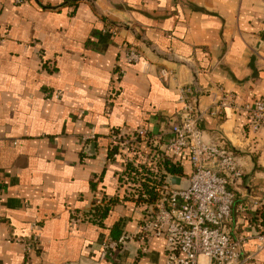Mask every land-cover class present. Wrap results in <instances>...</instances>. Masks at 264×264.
<instances>
[{"label": "crops", "instance_id": "1", "mask_svg": "<svg viewBox=\"0 0 264 264\" xmlns=\"http://www.w3.org/2000/svg\"><path fill=\"white\" fill-rule=\"evenodd\" d=\"M0 37V264H165L164 237L132 238L144 217L123 199L110 135L169 131L185 86L204 111L219 88L239 105L264 99V0H0ZM131 49L142 58L128 64ZM200 127L233 147V236L244 264H264L248 227L264 208V128L231 108ZM116 197L101 225L90 220ZM108 242L119 246L103 260Z\"/></svg>", "mask_w": 264, "mask_h": 264}, {"label": "built area", "instance_id": "2", "mask_svg": "<svg viewBox=\"0 0 264 264\" xmlns=\"http://www.w3.org/2000/svg\"><path fill=\"white\" fill-rule=\"evenodd\" d=\"M25 2L15 0L16 4ZM141 58L137 50L126 53L128 64ZM218 90L221 99L204 111L192 87L180 88L181 116L167 132L157 134L141 128L131 133L114 131L110 135L112 157L121 158L125 167L134 168L130 175L135 181L127 182V187L139 189L141 193V200L135 206L144 218L132 238H138L146 246L154 237H164L165 264H244V240L235 238L232 230L237 201L235 186L243 177V171L233 147L207 143L200 125L206 114L221 117L225 109L231 108L242 113L246 128L257 134L264 128V99L239 105L234 94L225 93L222 88ZM164 158L181 168L190 165L191 175L183 176L190 182L187 190L166 183L167 174L162 175L158 166ZM248 227L253 233L251 238L255 237L260 243L258 249H264V233L253 224ZM124 241L121 239L120 243ZM38 243V235L28 238L24 242L26 254L33 252ZM118 246L116 242L105 244L101 259L111 257Z\"/></svg>", "mask_w": 264, "mask_h": 264}, {"label": "trees", "instance_id": "3", "mask_svg": "<svg viewBox=\"0 0 264 264\" xmlns=\"http://www.w3.org/2000/svg\"><path fill=\"white\" fill-rule=\"evenodd\" d=\"M111 157L113 155V152H110ZM159 168L162 171V175H164V172L166 174L176 175V176H185L189 177L191 175V167L189 168L188 165L185 166V168H181L177 165H175L170 159L164 158L159 163ZM134 168H132L131 165H127L125 167V170L123 171V174L120 178V185L123 189V199L125 201H131L134 204L137 201H140V191L136 188H129L127 187V182L129 181H135V179L130 175V172L133 171ZM120 197L112 198L107 203H105V200L101 202V205H98L94 208V212L91 213L90 220L98 225H101L103 223V220L109 213L110 209L117 204ZM234 215V214H233ZM253 225L262 233H264V208L259 214V216L255 219H253ZM112 238L113 240L117 241L120 238L121 232L118 231V228L115 227L112 231Z\"/></svg>", "mask_w": 264, "mask_h": 264}, {"label": "water", "instance_id": "4", "mask_svg": "<svg viewBox=\"0 0 264 264\" xmlns=\"http://www.w3.org/2000/svg\"><path fill=\"white\" fill-rule=\"evenodd\" d=\"M95 143L88 146V149L93 153L95 152ZM166 183L176 189L187 190L190 187V182L185 177H180L176 175L167 174Z\"/></svg>", "mask_w": 264, "mask_h": 264}]
</instances>
